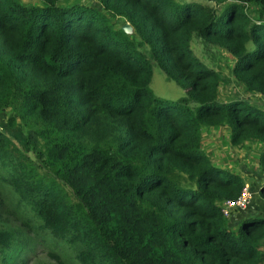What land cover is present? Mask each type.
<instances>
[{"label": "trees", "instance_id": "1", "mask_svg": "<svg viewBox=\"0 0 264 264\" xmlns=\"http://www.w3.org/2000/svg\"><path fill=\"white\" fill-rule=\"evenodd\" d=\"M37 1L0 0V111L15 108L32 152L0 130V182L17 203L80 264H263L264 216L233 227L221 214L243 180L211 161L201 128L225 124L232 146L261 142L264 176V109L220 101L223 75L190 40L217 45L244 90L264 94V0H211L218 12L198 1ZM151 60L184 95L152 92ZM257 191L264 200V179ZM11 238L0 229V264Z\"/></svg>", "mask_w": 264, "mask_h": 264}, {"label": "rangeland", "instance_id": "2", "mask_svg": "<svg viewBox=\"0 0 264 264\" xmlns=\"http://www.w3.org/2000/svg\"><path fill=\"white\" fill-rule=\"evenodd\" d=\"M20 1L27 4L34 0ZM175 1H198L206 3L214 6L216 12L220 10L222 5V3H214L211 0ZM61 2L64 4L83 2L87 4L89 3L91 6L96 8L101 7L97 0H61L58 4ZM247 12L252 18H257L258 16L256 7L254 6L247 7ZM111 21L115 27L119 25L121 26L125 23L122 22L121 18H111ZM127 33H129L134 39H137V36L134 34L132 28L129 29ZM199 42L200 40L196 36H192L190 40L192 52L206 65L217 69L221 74L225 73L226 78L223 77L217 85V93L219 95L227 96L230 94L228 95L230 97L243 96L245 100L250 102H258L260 100L259 97H251L255 96L252 95V93L245 95L244 89L239 85L241 83L235 80L231 81V79H229L230 68L232 66V59L229 55H224L222 53L223 51L218 48L217 45H204ZM139 47L147 54L146 45L141 44ZM151 65L152 71L149 87L155 95L167 99H176L177 97L184 95L183 87L177 84L174 80L167 78L163 71L155 64L154 60H151ZM233 92H236V94ZM10 115L14 117V122L12 125H7L6 118ZM0 130L13 138L16 141L17 146L25 151L28 156L32 154L29 147L25 144V125L19 118L14 107H7L6 109L0 111ZM212 134L213 137H210L211 140L209 139L210 144L211 141L213 143H220V147L218 149L212 148V152L211 150H208L209 155L212 153V160L216 158L219 160V158L225 153V158H228L225 163L226 167L231 171H238L240 176L242 175V180L248 182L250 189L254 191L248 204L244 208L247 212L243 211V214H253L254 211H256L254 212V215L264 214V205H262L264 200L259 197L257 191L263 182L264 176L261 174L256 163L258 154L263 144L259 141H243V143L239 146H232L227 143V139L225 137L218 140L215 136V132H212ZM203 135L204 140H207V131L204 132ZM219 136L222 137L223 135L221 136L219 134ZM201 146L203 149L206 148L205 144ZM22 205V203L20 205L17 203L14 194L10 191L8 186L0 182V229H7L12 235L10 245L3 251L4 258L1 261L2 264H58L59 259L62 260L63 264H80L74 258L73 248L59 238L52 236L48 230L40 227L35 216L23 209L24 205ZM241 214H235L232 217H228V223L233 225L231 221L241 218ZM259 250L264 252V237L260 240ZM55 255L58 257L57 260L55 259Z\"/></svg>", "mask_w": 264, "mask_h": 264}, {"label": "crops", "instance_id": "3", "mask_svg": "<svg viewBox=\"0 0 264 264\" xmlns=\"http://www.w3.org/2000/svg\"><path fill=\"white\" fill-rule=\"evenodd\" d=\"M227 56V55H226ZM229 57L232 59V61H233V58L229 55ZM223 75V77H225L226 78V76H225V73H223L222 74ZM229 79H231V81L232 80H235L234 79V77H232V75H231V73H230V76H229ZM235 81H237V80H235ZM238 82V81H237ZM240 83V82H239ZM242 84V83H241ZM241 84H239L240 85V87L241 88H243V84L241 85ZM244 89V88H243ZM234 94H236V92H233ZM250 93H252V95H255V96H251V97H254V98H257L258 96V92H254V91H251V92H247V91H245L244 90V94L245 95H248V94H250ZM228 95H230V94H228ZM221 96V95H219V94H217V98L220 100V101H225V100H227L228 99V97L230 98V96ZM238 97H242V98H244L243 96H238ZM246 97V96H245ZM250 102V101H249ZM251 104H253V105H255V106H257V107H259V108H263L264 109V103L263 102H260V101H258V102H250ZM207 131V133H208V137H207V140H204V135H203V133L204 132H206ZM212 132H215V136H216V138L218 139V140H220V139H223V137H225L226 139H227V128L225 127V124H222V125H220V126H217V127H213V126H209V125H206V126H203V128H201V145H203V144H205V146H206V148H204V150L206 151V149H207V153H208V150H211V152H212V148H214V149H218L219 147H220V143H218V142H212L211 141V144H210V137L212 138L213 137V134H212ZM211 134V135H210ZM219 134L222 136V137H220L219 136ZM210 139V140H209ZM227 143L229 144V142H228V139H227ZM209 155V154H208ZM210 156V159H211V161L213 162V163H215L216 165H219V166H221V167H226V165H225V163H226V160H228V158L226 159L225 158V153H224V155L223 156H221L220 158H219V160H217V158L216 159H214V160H212V153L209 155ZM227 168V167H226ZM236 172H238V171H236ZM239 173V172H238ZM242 176V175H241ZM243 181H245V180H243ZM262 199V198H261ZM263 200V199H262ZM253 202V201H252ZM251 202V203H252ZM263 204L262 205H264V201L262 202ZM260 205V204H259ZM245 212H247L246 210H244ZM248 211H251V210H248ZM253 211V210H252ZM254 212H256V211H254ZM254 212H253V214H254ZM262 215L264 216V214L262 213Z\"/></svg>", "mask_w": 264, "mask_h": 264}, {"label": "built area", "instance_id": "4", "mask_svg": "<svg viewBox=\"0 0 264 264\" xmlns=\"http://www.w3.org/2000/svg\"><path fill=\"white\" fill-rule=\"evenodd\" d=\"M257 96L260 98L259 101L264 103V94L258 93ZM253 193L254 191L250 189L249 183L244 181L238 194L235 197L223 198L220 200L219 208L221 214L224 217H229L232 216L235 212L244 209Z\"/></svg>", "mask_w": 264, "mask_h": 264}, {"label": "water", "instance_id": "5", "mask_svg": "<svg viewBox=\"0 0 264 264\" xmlns=\"http://www.w3.org/2000/svg\"><path fill=\"white\" fill-rule=\"evenodd\" d=\"M120 28H121V30H123L124 32H127L129 29H131V26H130V24H129L128 22H125L124 24H122V25L120 26ZM244 212H245V211H244ZM240 216H241V218H243V217H245L246 215L243 214V212H242V214H241Z\"/></svg>", "mask_w": 264, "mask_h": 264}, {"label": "clouds", "instance_id": "6", "mask_svg": "<svg viewBox=\"0 0 264 264\" xmlns=\"http://www.w3.org/2000/svg\"><path fill=\"white\" fill-rule=\"evenodd\" d=\"M243 182H244V181H243ZM243 182H242V183H243ZM243 211H244V209L239 210V211H237L236 213H234L232 216H234L235 214L239 215V214H241ZM232 216H231V217H232ZM229 217H230V216H229ZM226 218H228V217H226Z\"/></svg>", "mask_w": 264, "mask_h": 264}]
</instances>
